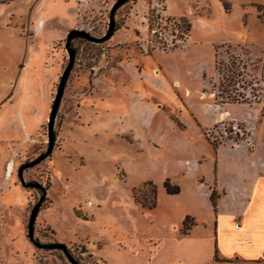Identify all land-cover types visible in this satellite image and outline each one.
Here are the masks:
<instances>
[{
	"label": "rangeland",
	"instance_id": "1",
	"mask_svg": "<svg viewBox=\"0 0 264 264\" xmlns=\"http://www.w3.org/2000/svg\"><path fill=\"white\" fill-rule=\"evenodd\" d=\"M116 1L0 0V91L13 92L0 104V118L24 101L30 133L12 149L0 142V264H71L60 249L27 239V218L38 200L35 240L63 243L79 264H106L97 253L99 239L108 244L133 220L120 162L123 135L143 144L158 134V144L187 136L203 152L213 144L253 143V125L264 138V0H159L163 17L188 25L181 44L149 31L153 0L121 2L112 12V33L101 39ZM72 28L98 39L70 40L75 54L53 121V146L22 170L23 182L36 183L24 186L17 168L46 150L49 106ZM236 64L243 70L234 85ZM73 116L81 118L75 131ZM233 123L241 136L222 132ZM194 127H202L210 146ZM2 137L8 134L0 125ZM135 187L140 194L151 188ZM210 264L264 263L230 257Z\"/></svg>",
	"mask_w": 264,
	"mask_h": 264
},
{
	"label": "crops",
	"instance_id": "2",
	"mask_svg": "<svg viewBox=\"0 0 264 264\" xmlns=\"http://www.w3.org/2000/svg\"><path fill=\"white\" fill-rule=\"evenodd\" d=\"M12 93L0 91V104ZM24 105L22 101L21 107L16 106L7 117L0 118V125L8 134L0 142L10 149L30 134L29 112L22 113ZM73 118L71 128L75 131L74 126H81V118ZM180 125L182 129L188 127ZM20 126L24 131L21 132ZM201 128L194 127L198 132ZM122 137H126L120 160L123 178L130 188L152 182L156 198L150 209L132 200L130 226L120 230L119 236L108 244L99 239L101 246L97 253L106 264H210L214 252L221 258L264 263L262 128L253 125L250 129L252 147L247 141H239L215 145L209 152L195 147L187 136H175L162 144L157 143L160 134L148 144L129 142L127 135ZM201 137L202 143L210 146L203 134ZM165 179L178 186L177 193L164 191ZM211 190L216 196L215 207L210 201ZM186 216L192 223L181 233V222Z\"/></svg>",
	"mask_w": 264,
	"mask_h": 264
},
{
	"label": "water",
	"instance_id": "3",
	"mask_svg": "<svg viewBox=\"0 0 264 264\" xmlns=\"http://www.w3.org/2000/svg\"><path fill=\"white\" fill-rule=\"evenodd\" d=\"M124 0H117L114 5L112 10L109 13V21H108V25H107V30H106V34L104 35L103 38H107L113 31V20H112V12L113 9L119 5L121 2H123ZM75 37H82L88 40H97L98 38H94L93 36L89 35L86 31H83L81 29H75L72 28L70 30H68L66 32V36L64 39V47L67 53V63L65 65V67L63 68L61 74L59 75V78L57 80V84L55 86V90H54V94L52 96V100L49 106V112H48V116H47V122H46V135H47V146H46V150L45 152L41 153L37 158H35L34 160L27 162V163H23L20 164L17 168V176L19 179V182L21 184H23L24 186H36V183L34 182H23L22 180V176H21V172L22 170L30 165H33L37 162H39L42 158H44L47 154L50 153L52 146H53V142H54V130H53V121L55 118V114L61 99V95L64 89V85L69 73L70 68L72 67L73 64V59H74V54L75 51L72 47H70V40L72 38ZM40 206V200H38L33 207L31 208L28 218H27V222H26V237L27 239L34 244L35 246L38 247H42V248H47V249H60L63 254L65 255V257L67 258V260L71 263V264H79L78 261H76L69 253L68 249L66 248V246L61 243V242H49V243H39L37 240H35L33 238V224H34V220L36 217V214L38 212Z\"/></svg>",
	"mask_w": 264,
	"mask_h": 264
},
{
	"label": "trees",
	"instance_id": "4",
	"mask_svg": "<svg viewBox=\"0 0 264 264\" xmlns=\"http://www.w3.org/2000/svg\"><path fill=\"white\" fill-rule=\"evenodd\" d=\"M183 24V23H182ZM184 28L188 31V25L187 24H183ZM220 67L221 65L223 66L224 65V68H227V63L226 64H219ZM231 65H233V63L231 62ZM236 67V69H234ZM234 70L232 69V73H231V77H235L233 80H234V85L238 82L237 77H241L242 75V66L241 67H237V64L234 65ZM238 68V69H237ZM228 71V70H227ZM230 71V69H229ZM231 81H232V78H230ZM223 81V79L221 80ZM233 84V82H232ZM221 92V90L219 91L218 90V94ZM231 99L234 98V96L230 97ZM213 146H215L213 144ZM143 184H148L151 188H150V191L148 194H145V193H138V190H137V187H132L131 188V198L133 200L134 203L140 205L142 208H145V209H150L152 207H154L155 205V198H156V188H155V184H153L152 182L150 181H145V182H142V185ZM162 186L164 188V191L168 194H174V193H177L179 188L177 185L175 184H172L168 181V179H165L163 182H162ZM42 193H43V190H42ZM210 201H211V204L213 207H215V203H214V198L216 197L213 190L210 191ZM191 220L189 217H184L182 222H181V227H180V232L181 233H185L187 231V229L189 228V226L191 225ZM223 258L219 257L215 252L213 253L212 255V258H211V262H215V261H219V260H222Z\"/></svg>",
	"mask_w": 264,
	"mask_h": 264
},
{
	"label": "built area",
	"instance_id": "5",
	"mask_svg": "<svg viewBox=\"0 0 264 264\" xmlns=\"http://www.w3.org/2000/svg\"><path fill=\"white\" fill-rule=\"evenodd\" d=\"M161 2L159 0H153L151 4V12L153 13V24L149 28V31L153 33L157 37L158 40L169 43H183L185 40V36L187 35V30L184 28L181 21L175 20L169 17H163L158 11ZM151 15V16H152ZM236 134L238 133L240 136L243 134V130L236 124H230L228 128L222 126V132L224 134L227 133ZM249 147L253 146V143L248 144ZM87 203H89L87 201Z\"/></svg>",
	"mask_w": 264,
	"mask_h": 264
}]
</instances>
